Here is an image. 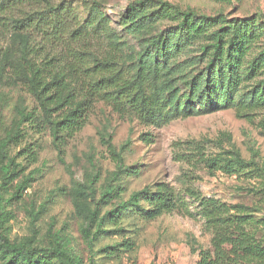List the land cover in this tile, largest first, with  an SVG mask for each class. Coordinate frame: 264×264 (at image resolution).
<instances>
[{
  "label": "rangeland",
  "instance_id": "374dc122",
  "mask_svg": "<svg viewBox=\"0 0 264 264\" xmlns=\"http://www.w3.org/2000/svg\"><path fill=\"white\" fill-rule=\"evenodd\" d=\"M50 1L59 5L57 12H49L43 0L13 1L11 11L21 16L44 9L61 21L59 28H37L32 39L27 33L18 38L10 26L0 34V211L10 240L35 237V245L46 247L51 232L81 264H196L200 253L212 248V233L205 228L199 200L187 192L191 189L248 214L249 228L264 245V105L249 115L237 113V106L252 96L264 100V0ZM136 1L144 4L131 10L130 3ZM186 14L213 20L204 35L171 58L177 99L167 119H142L125 97L119 99L120 110L112 100L96 98L83 128L58 141L48 123L20 119V109L30 114L41 110L16 76L14 53L27 40L61 59L66 50L76 51L83 44L106 54L113 36L124 55L123 70L131 76L152 39L180 24ZM224 28L229 36L235 28L245 36L240 79L230 97L219 93L215 102L201 104L191 99L186 82L207 66ZM74 29L80 31L73 34ZM88 62L92 67L93 55ZM197 145L206 156L224 161L239 152L246 163L233 171L215 166L211 171L197 156L177 157L176 152L188 154ZM119 166L128 170L119 174ZM158 182L172 186L187 208L155 219L126 213L117 224L103 220L120 200L100 201L107 185L119 184L121 199L127 200ZM95 209L98 214L91 223ZM89 226L91 236L97 229L108 232L91 241L83 233Z\"/></svg>",
  "mask_w": 264,
  "mask_h": 264
},
{
  "label": "trees",
  "instance_id": "16d2710c",
  "mask_svg": "<svg viewBox=\"0 0 264 264\" xmlns=\"http://www.w3.org/2000/svg\"><path fill=\"white\" fill-rule=\"evenodd\" d=\"M13 1L17 0H0V34L3 27L10 26L18 38L27 33L31 34L32 39V33L37 28L47 31L48 27H60L61 21L50 18V13L47 14L44 9L15 16L11 11ZM43 1L51 9L49 12L58 11L59 5H54L50 0ZM143 4L136 1L129 6L134 10ZM200 18L186 14L180 24L155 36L137 58V67L131 76H126L123 70L124 55L118 41L111 35L114 40L108 42L106 54L99 55L83 44L76 51L73 48L66 50L61 59L56 54L51 56V51L44 53L38 45L32 47L27 40L25 47L19 48V54L14 53L17 61L15 71L28 92L39 102L41 110L37 114H30L20 109V119L29 117L33 122L48 123L57 141L63 135H73L83 128L87 112L96 98L112 100L120 110L119 99L125 97L142 119L151 122L167 119L172 102L177 99L176 66L171 58L189 46L195 37L205 34L213 18L206 17V21ZM227 29L221 30L218 41L212 45L214 50L207 66L186 82L191 99L201 104L215 102L219 93L230 97L232 88L239 82V65L246 49V40L237 28L231 36ZM79 31L74 29L73 34ZM204 52H209L207 47H204ZM32 53L36 54L35 58L31 56ZM89 55L94 57L92 67L88 64ZM260 99L257 95V99L252 96L250 101L241 102L237 106V113L249 115L259 105H264V100ZM192 150L188 154L178 151L176 155L179 159L197 156L198 161L205 162L211 171L214 166L233 171L246 163L239 152L224 161L220 156H206L199 145ZM127 170L128 167L119 166L117 173ZM120 191L119 184H109L103 190L101 202H112L120 196L103 220L117 224L126 213H140L145 218L155 219L182 206L187 208L188 204L172 186L164 182L156 183L154 188L145 186L133 192L127 200L121 199ZM187 192L199 200L205 228L212 233V248L203 250L196 264H264V245L249 228L251 221L248 214L217 199L203 198L194 190L188 189ZM97 214L95 209L91 223ZM34 218L38 219L35 212ZM90 226L84 228L83 233L91 241L108 232L97 229L91 236ZM117 231L123 229L118 228ZM49 235L51 239L46 247L35 245V237L24 242H12L5 231L0 211V264H55L56 260L61 264H81V260L69 252L56 235L51 232Z\"/></svg>",
  "mask_w": 264,
  "mask_h": 264
}]
</instances>
